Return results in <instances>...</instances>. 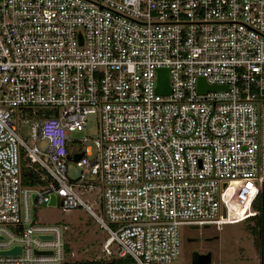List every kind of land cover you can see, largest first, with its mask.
Returning a JSON list of instances; mask_svg holds the SVG:
<instances>
[{
	"label": "built area",
	"instance_id": "2783aa9c",
	"mask_svg": "<svg viewBox=\"0 0 264 264\" xmlns=\"http://www.w3.org/2000/svg\"><path fill=\"white\" fill-rule=\"evenodd\" d=\"M44 206L89 213L103 256ZM240 222L264 264V0H0V264H172L186 229Z\"/></svg>",
	"mask_w": 264,
	"mask_h": 264
},
{
	"label": "rangeland",
	"instance_id": "374dc122",
	"mask_svg": "<svg viewBox=\"0 0 264 264\" xmlns=\"http://www.w3.org/2000/svg\"><path fill=\"white\" fill-rule=\"evenodd\" d=\"M19 135L29 145L32 144L31 125L25 122H21L19 125ZM73 137L79 141H88V144H92L93 141L99 138V120L97 115H90L88 117V124L85 130L82 132H74ZM46 142H42L41 147H44ZM81 169H79L75 163L69 164V176L72 179H76L80 176ZM38 219L42 223L46 224H59L67 225L70 228L68 232L67 240L69 247L75 253L77 257L82 260H97L103 256L104 241L108 237L106 232L102 230L100 225L93 219L89 213L84 209H77L71 212H63L60 208H49L47 206L41 207L38 212ZM191 230L190 228H188ZM184 235L183 239V252L178 261L172 264H192V254L194 252L201 251L203 244L208 240L213 241L214 246L220 245L221 251L227 243L234 240L242 247H247L249 251L251 248V242L254 237L251 228L246 223H232L224 226L220 233H215L213 230L207 229H193ZM219 237L220 240L215 241ZM196 239L201 240L200 243L196 242ZM209 241V242H210ZM209 247L211 245L208 244ZM221 256V257H220ZM230 255L225 252L222 256V252L215 255L214 264H230ZM253 261H242L241 264H261L257 256Z\"/></svg>",
	"mask_w": 264,
	"mask_h": 264
},
{
	"label": "flooded vegetation",
	"instance_id": "af4514ba",
	"mask_svg": "<svg viewBox=\"0 0 264 264\" xmlns=\"http://www.w3.org/2000/svg\"><path fill=\"white\" fill-rule=\"evenodd\" d=\"M218 240H220L219 237H217L215 241H218ZM209 241L210 240H208L206 243H202L204 247L201 248L202 250L199 251V253L203 255L211 253L212 254V264H214L215 262V255L217 253L219 254V252H222V256L225 252H227L230 255L231 257L230 264H241L242 261L246 262L247 259L253 261L254 259H256L255 256H257L261 262V247L259 246V244L256 243L254 237L252 239L251 248L249 251L246 249L247 247L240 246L234 240L227 243L222 251H221L220 245L216 246V249L212 248L215 243H213V241H210V242ZM196 242L200 243L201 240L196 239ZM208 244L211 245V247H209Z\"/></svg>",
	"mask_w": 264,
	"mask_h": 264
},
{
	"label": "water",
	"instance_id": "95a60500",
	"mask_svg": "<svg viewBox=\"0 0 264 264\" xmlns=\"http://www.w3.org/2000/svg\"><path fill=\"white\" fill-rule=\"evenodd\" d=\"M206 89H216L212 87L206 88V82L204 79L200 80L199 83V90L206 91ZM157 92L161 95H169L171 93L170 85H169V71L168 70H160L159 72V84L157 88ZM84 156V153H80L78 155H75L73 157H69L68 159L71 161H79ZM50 205L56 206L57 205V199L55 196H52ZM20 249H14L11 251L6 252L5 254H14L19 253ZM192 264H212V254H200L199 252H194L192 254Z\"/></svg>",
	"mask_w": 264,
	"mask_h": 264
},
{
	"label": "trees",
	"instance_id": "16d2710c",
	"mask_svg": "<svg viewBox=\"0 0 264 264\" xmlns=\"http://www.w3.org/2000/svg\"><path fill=\"white\" fill-rule=\"evenodd\" d=\"M24 185L25 186H36V181H34L32 175L27 174V173L24 174ZM251 231H252V234L254 235L256 243L259 244L260 246L261 244L260 234L261 233L256 228H252ZM108 264H123V261H120V262L115 261V262L108 263Z\"/></svg>",
	"mask_w": 264,
	"mask_h": 264
}]
</instances>
